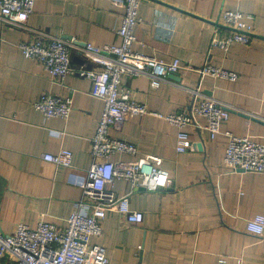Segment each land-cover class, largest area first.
<instances>
[{
	"label": "crops",
	"instance_id": "crops-1",
	"mask_svg": "<svg viewBox=\"0 0 264 264\" xmlns=\"http://www.w3.org/2000/svg\"><path fill=\"white\" fill-rule=\"evenodd\" d=\"M239 10L251 15L248 44L233 43L228 51L210 47L214 32L229 31L221 12ZM123 8L110 0H34L24 27L0 19V231L12 233L18 223L34 228L40 220L63 229L77 209L91 163L93 136L103 101L90 94V76L75 70L99 68L75 63L74 72L61 80L18 49L43 35L96 46L119 44L116 28ZM140 20L134 27L132 49L164 61L178 57L189 67L205 62L235 71V81L201 75L189 69L166 76L158 87L146 75L123 76L121 85L149 111L180 112L196 95L211 97L229 109L227 120L211 137L207 120L193 116L185 126L192 149L176 150L178 128L152 113L129 117L113 137L137 146L142 154L162 158L171 183L156 191L131 192L132 210L141 211L140 223H129L115 210L106 211L101 234L91 239L104 247L109 264H264V233L246 231V223L264 214V172L231 171L223 164L225 131L264 144V0H140ZM86 63L90 68H86ZM41 93L68 96L72 110L66 119L43 118L33 107ZM242 113L249 117H244ZM72 151L70 167L42 159L43 153ZM132 155L116 153L114 161ZM129 193L124 180L107 186ZM82 214L89 213L83 205ZM0 264H14L10 255Z\"/></svg>",
	"mask_w": 264,
	"mask_h": 264
},
{
	"label": "built area",
	"instance_id": "built-area-1",
	"mask_svg": "<svg viewBox=\"0 0 264 264\" xmlns=\"http://www.w3.org/2000/svg\"><path fill=\"white\" fill-rule=\"evenodd\" d=\"M123 8L121 22L116 28L119 44L96 46L92 43L79 44L74 37L45 38L43 35L29 42H20L17 47L25 58L43 68L53 78L62 79L74 72L72 53L81 52L86 62L99 68L75 70L79 75L90 76V94L103 101V109L97 120L93 136L89 139L91 163L86 171L82 185L81 199L77 209L67 217L63 229L52 223L40 220L34 228L18 223L12 233L0 231V258L10 255L14 264H109L103 246L92 243L93 237L102 232L101 222L106 211L115 210L129 223H140L141 211L132 210L128 195L140 187L156 191L168 187L171 177L162 167V158L153 154H140L137 146L121 138L111 136L110 130L117 128L133 116L152 113L178 128L176 150L185 152L192 149V142L185 126L193 122V116L207 120L206 129L214 137L219 132V124L229 117L224 103L211 97L194 96L189 109L180 112L158 113L149 111L144 103L136 101L131 91L121 85L123 76L146 75L152 88L166 80L169 73L189 69L201 75L235 81V71L205 62L200 67H189L175 57L164 61L154 56L134 51L136 40L134 27L140 20L138 6L140 0H110ZM34 0H0V19L7 25L22 28L32 12ZM221 21L228 32L219 35L216 31L211 37L210 47L228 51L233 43L248 44L252 33L249 20L251 15L239 10L226 9L221 12ZM2 37L0 34V44ZM33 107L43 118L60 117L66 119L72 110L70 97L52 93H41ZM227 144L223 153V164L231 170L264 172V144L248 136H237L225 131ZM125 153L132 155L128 161H114L113 155ZM42 159L54 165L70 167L72 151L62 148L57 153H43ZM114 180H124L129 185V193L117 194L107 186ZM86 205L89 213L82 214L79 208ZM246 231L255 235L264 233V214H256L246 223ZM217 264H226L219 258Z\"/></svg>",
	"mask_w": 264,
	"mask_h": 264
},
{
	"label": "water",
	"instance_id": "water-1",
	"mask_svg": "<svg viewBox=\"0 0 264 264\" xmlns=\"http://www.w3.org/2000/svg\"><path fill=\"white\" fill-rule=\"evenodd\" d=\"M83 44H84V43H82V45H83ZM75 55H76V56H75V63H79V64H81V65H84V63L86 62V60H85L84 56L81 54V52H76ZM85 65H86V68H90V64H89V63H86ZM174 74L176 75L177 72L169 73V74H167V76L170 77L171 75H174ZM227 110L230 111L231 109H229V108L227 107ZM242 115H243L244 117H249V118H250V116L247 115V114L242 113ZM239 171H242V170H239ZM139 189H140V190H143L144 188L140 187Z\"/></svg>",
	"mask_w": 264,
	"mask_h": 264
}]
</instances>
